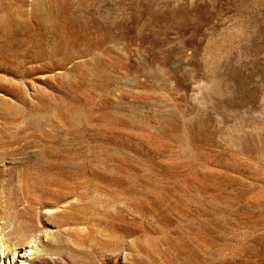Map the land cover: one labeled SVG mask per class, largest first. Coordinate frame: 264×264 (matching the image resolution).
Masks as SVG:
<instances>
[{
  "label": "rangeland",
  "instance_id": "374dc122",
  "mask_svg": "<svg viewBox=\"0 0 264 264\" xmlns=\"http://www.w3.org/2000/svg\"><path fill=\"white\" fill-rule=\"evenodd\" d=\"M12 33L44 67L0 60V179L47 149L102 178L84 223L57 225L73 197L27 209L52 232L36 264H264V0H0Z\"/></svg>",
  "mask_w": 264,
  "mask_h": 264
},
{
  "label": "bare ground",
  "instance_id": "6f19581e",
  "mask_svg": "<svg viewBox=\"0 0 264 264\" xmlns=\"http://www.w3.org/2000/svg\"><path fill=\"white\" fill-rule=\"evenodd\" d=\"M61 7V5H55V10H59ZM52 22L54 23L55 30L59 33V35H53V47L47 50V58L50 59L56 56L57 51L60 53L62 65H64L72 58V55L67 53L65 48H61L62 46L67 45L65 43L66 37L64 31L66 23L59 18L55 11L52 16ZM17 35V33H12L10 37H7L10 38L9 40L4 39L3 37V39H0V60H3L4 66L10 70V73L17 75L22 81H24L23 70L25 63H30L31 68H28V70L31 73L36 72L37 67L44 66L40 62V54H37V52L35 54L27 53L26 49L27 45L29 44L27 42V38ZM32 44L37 47V41H34ZM78 56L79 55H75V57ZM14 86L8 89L14 93L13 95L22 97V101H24L26 94H24L20 87ZM30 88L34 91L33 93L37 91V85H34L31 82ZM35 95H37V92ZM8 121L10 120H7V122ZM74 159L57 156L52 151H48L47 149L45 152H43V154H41V156H37L36 152L32 159H28L29 163H22L23 168L17 173L11 175L14 176L10 179L11 183L10 180L5 178L0 179V195L2 196L0 203L3 204L5 214L7 215L8 220L11 221L8 227L9 231L7 230L8 233H5L6 236L3 234L0 237V264H36V262L43 259L44 255L49 252V245H53V242L48 238L52 232L35 229L30 225V219H27V215L29 213L27 209L31 208V204L36 203L38 205H42L47 203L46 201H42L41 196L51 195L58 202L70 197L75 199V203H68L66 206L68 211L59 212L61 215V222L57 225H60L61 227L68 226L72 223H84L85 220L81 211L82 208L87 215L90 216V214H92V210L89 209L91 208V199L90 195H88L86 191V185H91L92 189L96 191L97 186L101 184L98 182L102 178H100L101 176L99 177V175H97L95 176L96 179H94L97 180V183H90V180L83 177L79 170L81 165ZM76 163L79 165V167ZM80 169L84 170L85 167H81ZM125 199L129 201L128 197H125ZM20 201L26 202L28 204H26V207L17 208ZM121 201H124V197ZM17 215H19L22 220H24V222L21 221L19 224H16L15 218ZM113 215H117L121 218L119 214L114 213ZM27 221L29 223H27ZM104 227L107 229H114L113 227L108 228L105 225ZM124 230L127 231V228H124ZM105 234L110 235L108 231ZM129 257H132V254H127V256L123 258L128 259ZM140 260V258H137L136 262H139ZM121 264L128 263L124 260Z\"/></svg>",
  "mask_w": 264,
  "mask_h": 264
}]
</instances>
